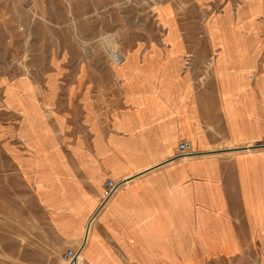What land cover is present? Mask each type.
<instances>
[{"label": "crops", "instance_id": "1", "mask_svg": "<svg viewBox=\"0 0 264 264\" xmlns=\"http://www.w3.org/2000/svg\"><path fill=\"white\" fill-rule=\"evenodd\" d=\"M30 1L67 15L64 0ZM70 2L77 17L105 4ZM160 13L173 22L170 7ZM238 15L240 27L204 29L198 45L174 28L167 46L121 48L107 76L89 60L45 78L55 95L70 86L57 107L37 100L44 113L25 144L53 264L83 243L81 264L210 261L264 246V0ZM108 179L118 187L100 208Z\"/></svg>", "mask_w": 264, "mask_h": 264}, {"label": "rangeland", "instance_id": "2", "mask_svg": "<svg viewBox=\"0 0 264 264\" xmlns=\"http://www.w3.org/2000/svg\"><path fill=\"white\" fill-rule=\"evenodd\" d=\"M98 1L105 4L97 6V13L91 14L95 9L92 8L80 17L72 14L71 2L65 3L64 19L51 15L57 13L48 12L47 6L40 9L32 5L30 0H0V264L54 261L55 246L49 242L54 240L53 230L34 187L27 181L24 163L26 136H31L33 120L44 113L37 100L50 101L57 107L64 89L70 88L61 86L55 95L52 89L58 86L47 84L45 78L72 77L74 67L89 60L96 63L94 72L107 76L109 63L126 59L121 48L140 47L144 51L153 45L167 46L169 41L165 37L174 28L187 44L198 45L204 29L240 27L239 10L241 4L243 7L247 3V0ZM164 5L171 8L173 25L160 16ZM103 37L117 45L116 49L109 48ZM208 67L209 64L203 69L205 73ZM24 78H31L36 84ZM17 90L29 95L19 97ZM36 93L41 96L36 97ZM241 250L226 256L222 251L223 258L217 254L210 261L189 259L184 254L185 259L155 264H264V246H243ZM65 260L67 264L68 259Z\"/></svg>", "mask_w": 264, "mask_h": 264}, {"label": "built area", "instance_id": "3", "mask_svg": "<svg viewBox=\"0 0 264 264\" xmlns=\"http://www.w3.org/2000/svg\"><path fill=\"white\" fill-rule=\"evenodd\" d=\"M66 3L69 4L70 0H64ZM180 150L182 152H185L189 148V143L188 142H183L179 146ZM118 187V182L113 180V179H108L105 182L104 189L102 192V202L100 207H102L106 201L114 194ZM81 246L78 249H69L67 251L66 257L68 259L67 264H71L74 258L78 256L79 250Z\"/></svg>", "mask_w": 264, "mask_h": 264}, {"label": "bare ground", "instance_id": "4", "mask_svg": "<svg viewBox=\"0 0 264 264\" xmlns=\"http://www.w3.org/2000/svg\"><path fill=\"white\" fill-rule=\"evenodd\" d=\"M108 38H109V36H108ZM103 40H104V42L107 44V46L109 47V48H111V49H116V47H117V45H114V44H111V41H109L108 39H107V37H103ZM82 246V245H81ZM82 252L81 253H79L78 254V256L76 257V260H75V263L72 261V263L71 264H80V262H81V257H82Z\"/></svg>", "mask_w": 264, "mask_h": 264}, {"label": "water", "instance_id": "5", "mask_svg": "<svg viewBox=\"0 0 264 264\" xmlns=\"http://www.w3.org/2000/svg\"><path fill=\"white\" fill-rule=\"evenodd\" d=\"M100 208H102V207H100ZM100 208H99V210H100ZM99 210H98V211H99ZM98 211H97V212H98ZM87 232H88V230H87ZM85 240H86V238L84 239V241H85ZM83 244H84V243H83ZM83 244H82V246H81V248H80V250H79V253H81V251H82ZM79 253H78V254H79ZM75 260H76V258H74V260H73L74 263H75Z\"/></svg>", "mask_w": 264, "mask_h": 264}]
</instances>
